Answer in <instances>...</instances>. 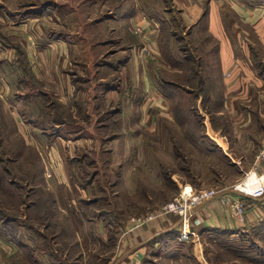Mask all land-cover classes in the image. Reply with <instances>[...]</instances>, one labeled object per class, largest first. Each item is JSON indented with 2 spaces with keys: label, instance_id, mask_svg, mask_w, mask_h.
<instances>
[{
  "label": "rangeland",
  "instance_id": "1",
  "mask_svg": "<svg viewBox=\"0 0 264 264\" xmlns=\"http://www.w3.org/2000/svg\"><path fill=\"white\" fill-rule=\"evenodd\" d=\"M246 1L248 6L243 10L246 15L235 11L243 6L244 0L220 3L226 25L240 22L259 47L261 41L250 22L254 14L258 16L264 11V0ZM184 3V0L175 3L172 0H0V45L15 50L12 58L23 94L37 95L36 99L31 97L26 101L23 110L24 115H33L38 121L35 132L43 154L38 170L44 169V174L39 172L33 180L35 149L23 146L24 154L9 162L11 173L6 172V165L0 164V264H115L119 235L126 231V226H140L139 217L157 211L179 196L181 190L175 176L197 181L199 169L204 171V178H215L211 182L213 186L207 188L217 189L214 184L220 181L216 182V174L205 171L210 165L220 168V159L191 146L187 136L204 131L192 121L202 116L197 108L200 75L195 72L196 60L198 55L209 57L217 44L210 37L195 39L187 34L190 29L179 24L183 8L180 6ZM134 7L155 16L156 20L163 19L161 35L154 31L156 23L152 21L147 36L149 42L153 40L155 46L157 42L164 49L166 58L172 55L178 62L182 61L163 69L160 76L184 88L173 84L175 88L149 90L132 83L133 73L142 78L144 69L149 71L152 64L157 65L156 54L147 42L145 47L133 46L132 53L122 51V44L129 38L130 18L119 17L117 13L121 8ZM134 29L135 34L144 35L138 23ZM135 40L131 42L136 43ZM64 41L67 49L62 47ZM48 42H55L54 47L47 46ZM257 52L262 56L264 48L259 47ZM132 54L134 61L120 64L121 69L115 67L118 58L122 55L130 58ZM48 58L51 68L46 64ZM68 78L75 88L71 98L56 91L68 88ZM217 90L204 88V95H210L215 103ZM40 91L43 93L37 94ZM122 111L124 124H121ZM176 116L177 121L185 124L180 126ZM43 131L51 135L44 136ZM118 134L119 139H108ZM74 136L88 139L74 141ZM4 147L9 156L20 144L11 140L4 142ZM178 149L182 154L176 156ZM183 154L186 156L182 158ZM0 156V159L5 157ZM70 156V162L74 163L70 178L74 182L68 191L63 186V175L53 181L46 170L56 161L61 165ZM122 162L130 163L124 175L119 172ZM225 170V175L232 179L243 174L236 173L234 168ZM6 176L14 180L15 188L6 187ZM52 188L59 196L55 203L52 199L50 207ZM31 191L35 195L27 197ZM2 214L9 220H1ZM164 214L176 216L180 225L171 232L172 241L157 260L160 263L152 264H264V222L236 233L202 231L199 228L202 221L196 216H191L184 228L179 214L160 215ZM128 217L132 220L127 221Z\"/></svg>",
  "mask_w": 264,
  "mask_h": 264
},
{
  "label": "crops",
  "instance_id": "2",
  "mask_svg": "<svg viewBox=\"0 0 264 264\" xmlns=\"http://www.w3.org/2000/svg\"><path fill=\"white\" fill-rule=\"evenodd\" d=\"M175 1L178 0H172L173 3ZM222 1L184 0V5L180 6L183 8H181L179 24L182 23L187 29H190L187 32L190 37L202 39L207 36L205 38L210 37L217 44L213 49L214 53H211L209 57L198 55V60H196L195 72L200 75L199 82H197V88H200V90L198 89L196 92L197 108L199 109L198 113L202 116L199 117L201 119L194 117L192 121L193 125L197 124L198 127L201 126V129L203 127L204 131L193 132L187 135L188 138L190 136L189 141L191 142V146L206 151L221 161V163L219 162L220 168L210 165V169L205 171L207 174L215 173L216 182L220 181V183L214 184L219 191L218 195L204 202L196 209V216L202 221L199 228L202 231L222 230L236 233L246 231L264 222V195L260 198H252L235 192L233 184L238 178L232 179L228 175H225L227 174L225 169L230 171L234 168L236 173L243 172L244 169L248 168L255 161L257 152L264 145V53L261 56L257 52L259 47L264 48V11H261V14L258 16L254 14V19L250 22L251 25H254L258 39L261 41H259L258 47L255 42L251 41L247 31L241 28L240 22H232L231 24L233 25H226L224 7L220 3ZM246 4H248V1L244 0L243 6H238L239 9L235 8V11H240L237 12L239 15H246L247 13H243V10L248 6ZM249 4L252 3L250 2ZM255 11L258 10L255 9ZM255 11L253 10V13H256ZM117 15L119 17L128 16L130 18L129 24L127 23L128 30H130L129 38L122 44L124 49L122 51L130 50V53H132L133 46L139 45L143 47L147 42V46L152 49L157 58V65L153 66L152 64L149 71L148 69H144L142 71V78L133 73L132 83L134 86L148 89L160 87L175 88L172 85L175 84L176 86L178 83L167 78L161 79L160 72L163 69H169L174 65H178L182 61L178 62L175 56L172 55L166 58L165 51L163 53L164 49L162 50L157 42L155 46L153 40L149 42L150 37L147 36L152 21L156 23L154 31L158 30L159 36L161 35V29L164 25L163 19L156 20L155 16L146 14L137 7L129 8L128 10L121 8ZM124 19L128 21L127 18L124 17ZM137 23L144 31V35L142 36L134 32L135 24ZM135 38L136 43H132ZM54 43L48 42L47 46L52 45L54 47ZM62 45L64 49H67L65 41ZM240 49L241 52L238 51ZM13 56H15L13 48L0 45V154L5 155V157L0 159V164L6 165L5 170L9 174L11 173L9 162L14 161L17 156L24 154L22 146L24 148H33V150L35 149L34 174L32 175L34 180L36 178L35 175L38 176L39 172L44 174V169L42 171L38 170L43 156L42 151L39 150L37 145L38 133L35 132V125L38 124V121L33 115H24L25 111L23 108L26 101L31 100V97H35L36 99L37 95L34 92L35 96L33 94L30 95L31 92L23 94L21 88H19L17 84L19 74L15 65L16 62L12 58ZM122 57L118 58V65H115L117 69H121V65L124 63L128 65L130 61L136 59L134 54L130 58L124 55ZM49 61L50 59L48 58L46 64L50 67ZM68 82V88H57L56 91L68 94L69 98H71L74 95L75 88L70 78H68ZM178 87L184 88L183 85L179 84L177 85ZM204 88H219L216 91L218 98L215 103L212 102L213 98L210 95L207 97L204 95L206 93ZM41 93L43 91L37 94ZM121 115V124L122 122L124 124V119L126 118L123 117V111ZM175 118V121L180 126L185 124L183 121H177V116ZM123 134L121 136L119 134L111 135L108 139L123 138ZM42 135L48 136L51 133L43 131ZM126 136H128L127 132ZM188 138L186 139L188 140ZM86 139L88 138L85 136L73 137L74 141H85ZM11 140L15 141L16 144L19 141L20 148H13L11 153H9L10 155L6 156L4 142ZM69 140L72 139L68 138ZM181 154L178 149L176 156ZM184 156L186 155L183 154L181 157L183 158ZM71 157L67 161L61 162L62 164L59 166L57 165V161L54 164L52 163L46 170V172L48 171L47 176L52 178L53 181L56 179L58 181L63 175V186L68 191L74 182V179L70 178V167L74 165V163L70 162ZM129 167L130 163L122 162L120 163L119 172L124 175L127 173ZM260 170L264 176V160L260 162ZM196 174L198 175L197 181L193 182L182 180L175 176L178 182L174 181L177 183L178 189L182 191L186 187L207 188L213 186L211 182L215 179L214 177H208L209 179L204 178V171L199 169L196 170ZM74 178L76 179L75 175ZM4 181L7 188H15L14 180L9 176H6ZM93 181L94 179L90 183ZM83 188L86 189L85 186ZM52 189L49 192L52 194L51 201L49 202L50 207H52L53 202H56L58 198L56 196H59L54 188ZM33 195H35V191L34 193L31 191L29 194L27 192L26 196L30 197ZM237 204L243 205L241 211L236 208ZM4 215H1V220H9L8 217L4 218ZM126 220L131 221L132 219L128 217ZM179 225V219L170 214L152 218L146 224H141L140 226L127 225L126 231H123V234L120 233L119 235L120 246L117 254L118 260L115 264L160 263L157 260L162 256V251L165 247L172 241L171 232L178 230Z\"/></svg>",
  "mask_w": 264,
  "mask_h": 264
},
{
  "label": "built area",
  "instance_id": "3",
  "mask_svg": "<svg viewBox=\"0 0 264 264\" xmlns=\"http://www.w3.org/2000/svg\"><path fill=\"white\" fill-rule=\"evenodd\" d=\"M262 160H264V145L257 152L255 161L243 170L241 177L233 184L235 192L252 198H260L264 195V176L260 170ZM218 192L215 188L193 189L186 187L171 202L155 212L139 217L137 222L144 224L162 213L173 212L181 216L185 228L190 217L196 216V209L204 202L216 197ZM236 208L241 211L243 205L237 204ZM196 219L199 218L196 216Z\"/></svg>",
  "mask_w": 264,
  "mask_h": 264
}]
</instances>
